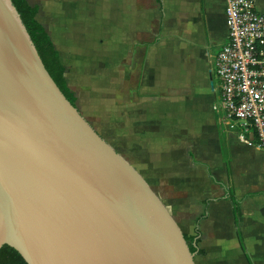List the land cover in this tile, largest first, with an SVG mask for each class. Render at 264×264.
Instances as JSON below:
<instances>
[{
	"label": "crops",
	"instance_id": "1",
	"mask_svg": "<svg viewBox=\"0 0 264 264\" xmlns=\"http://www.w3.org/2000/svg\"><path fill=\"white\" fill-rule=\"evenodd\" d=\"M226 1L43 0L37 20L77 110L198 239L194 264H264V150L225 125L214 73Z\"/></svg>",
	"mask_w": 264,
	"mask_h": 264
},
{
	"label": "water",
	"instance_id": "2",
	"mask_svg": "<svg viewBox=\"0 0 264 264\" xmlns=\"http://www.w3.org/2000/svg\"><path fill=\"white\" fill-rule=\"evenodd\" d=\"M27 264H194L158 196L57 87L0 0V249Z\"/></svg>",
	"mask_w": 264,
	"mask_h": 264
},
{
	"label": "built area",
	"instance_id": "3",
	"mask_svg": "<svg viewBox=\"0 0 264 264\" xmlns=\"http://www.w3.org/2000/svg\"><path fill=\"white\" fill-rule=\"evenodd\" d=\"M227 41L214 60L225 125L264 150V15L253 0H227Z\"/></svg>",
	"mask_w": 264,
	"mask_h": 264
},
{
	"label": "trees",
	"instance_id": "4",
	"mask_svg": "<svg viewBox=\"0 0 264 264\" xmlns=\"http://www.w3.org/2000/svg\"><path fill=\"white\" fill-rule=\"evenodd\" d=\"M11 2L20 15L21 21L25 26L47 72L69 102L75 105L76 99L73 93L68 89L67 79L64 76L66 68L60 62L58 52L51 41L49 33L37 20V16L40 13V5L30 4L27 0H11ZM228 199L232 205L233 215L235 219H237L241 214L239 202L231 193H229ZM183 236L192 254L201 253L196 247L198 242L197 238L187 235ZM0 264L27 263L15 249L4 245L0 249Z\"/></svg>",
	"mask_w": 264,
	"mask_h": 264
},
{
	"label": "rangeland",
	"instance_id": "5",
	"mask_svg": "<svg viewBox=\"0 0 264 264\" xmlns=\"http://www.w3.org/2000/svg\"><path fill=\"white\" fill-rule=\"evenodd\" d=\"M30 4H41L42 3V1L43 0H27ZM212 68H213V66H212ZM216 79V78H215ZM215 79L213 80L214 81V83L216 84V81H215ZM220 101H218L217 102V104H216V106H217V110H218V108H220Z\"/></svg>",
	"mask_w": 264,
	"mask_h": 264
}]
</instances>
